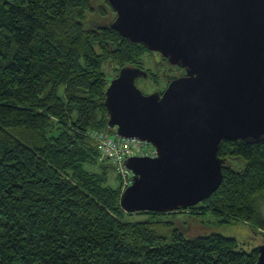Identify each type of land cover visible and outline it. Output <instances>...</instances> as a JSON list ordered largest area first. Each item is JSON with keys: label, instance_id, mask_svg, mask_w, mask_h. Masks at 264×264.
<instances>
[{"label": "trees", "instance_id": "obj_1", "mask_svg": "<svg viewBox=\"0 0 264 264\" xmlns=\"http://www.w3.org/2000/svg\"><path fill=\"white\" fill-rule=\"evenodd\" d=\"M93 1L0 0V264H255L246 240L186 237L162 218L175 211L125 219L134 213L119 203L127 174L89 133L119 137L107 125L111 78L102 64L115 65L114 77L153 52L110 27L107 0ZM93 13L108 21L88 26ZM217 153L219 187L183 210L242 221L263 236L264 140H225ZM110 169L116 186L107 184Z\"/></svg>", "mask_w": 264, "mask_h": 264}, {"label": "water", "instance_id": "obj_2", "mask_svg": "<svg viewBox=\"0 0 264 264\" xmlns=\"http://www.w3.org/2000/svg\"><path fill=\"white\" fill-rule=\"evenodd\" d=\"M107 1L112 29L183 69L162 93L144 94L136 79L147 71L125 65L105 89L108 127L155 149L124 160L131 178L120 206H193L222 181L223 141L264 140V0ZM255 248V264H264V240Z\"/></svg>", "mask_w": 264, "mask_h": 264}, {"label": "rangeland", "instance_id": "obj_3", "mask_svg": "<svg viewBox=\"0 0 264 264\" xmlns=\"http://www.w3.org/2000/svg\"><path fill=\"white\" fill-rule=\"evenodd\" d=\"M105 3L104 0L93 1V7L97 8ZM93 13L88 19V26H92V22H96L101 25L108 21L107 17L99 18ZM114 64L104 62L101 69L104 70L107 75L112 78L114 71ZM141 68L149 69L152 73V77H138L136 79V85L144 94L152 93L159 90L165 85L166 74H177L176 71L172 69L171 65L168 67L161 63L160 56L153 52L144 54L141 58V63L139 64ZM148 73V72H147ZM156 79V82L154 80ZM107 184L110 186H116L118 180L114 172L110 169L108 172ZM258 208L260 212L264 215V199L260 198L258 202ZM196 210L182 209L172 213H168L162 216L163 219H168L174 221L175 226L186 236L193 237L198 234H205L216 232L226 237H234L239 241H247L248 244H244L246 250L255 248L259 244L261 235L254 234V230L249 224L242 221H221L223 216L207 212L204 214L195 213ZM147 215L144 213H132L125 217L128 220H142L146 219ZM262 238V237H261Z\"/></svg>", "mask_w": 264, "mask_h": 264}, {"label": "built area", "instance_id": "obj_4", "mask_svg": "<svg viewBox=\"0 0 264 264\" xmlns=\"http://www.w3.org/2000/svg\"><path fill=\"white\" fill-rule=\"evenodd\" d=\"M89 135L97 142L98 150L103 156L111 158L117 168L127 174L124 185L130 182L131 172L124 166V160L131 155H155L151 143L137 138L110 137L105 133L90 132Z\"/></svg>", "mask_w": 264, "mask_h": 264}, {"label": "flooded vegetation", "instance_id": "obj_5", "mask_svg": "<svg viewBox=\"0 0 264 264\" xmlns=\"http://www.w3.org/2000/svg\"><path fill=\"white\" fill-rule=\"evenodd\" d=\"M154 53H156V54H158V55L160 56L161 63H163L164 66L168 67V65H171V66H172V69H173L174 71L177 72V74H166L165 85H164L162 88H160V89L158 90L160 93H162L163 90L165 89V87L167 86L168 81H169L172 77H174V76H179V75H181V74L183 73V69H182L181 67L177 66V65H173V64L169 63V62H168L163 56H161L158 52H154ZM261 237H262V238H261ZM261 237H260V240H259V244H261V243L263 242V240H264L263 236H261ZM259 244H258V245H259Z\"/></svg>", "mask_w": 264, "mask_h": 264}]
</instances>
